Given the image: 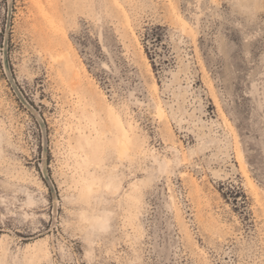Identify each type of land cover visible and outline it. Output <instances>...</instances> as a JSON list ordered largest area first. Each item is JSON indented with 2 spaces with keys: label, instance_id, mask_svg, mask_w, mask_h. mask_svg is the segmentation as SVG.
<instances>
[{
  "label": "rangeland",
  "instance_id": "obj_1",
  "mask_svg": "<svg viewBox=\"0 0 264 264\" xmlns=\"http://www.w3.org/2000/svg\"><path fill=\"white\" fill-rule=\"evenodd\" d=\"M0 264H264V0H0Z\"/></svg>",
  "mask_w": 264,
  "mask_h": 264
},
{
  "label": "water",
  "instance_id": "obj_2",
  "mask_svg": "<svg viewBox=\"0 0 264 264\" xmlns=\"http://www.w3.org/2000/svg\"><path fill=\"white\" fill-rule=\"evenodd\" d=\"M4 63H5L6 75H7L8 79H9L14 91L16 92L18 97L22 101H24L23 94L20 91V89H19V87H18V85H17V83L15 81V78L13 77V74H12V71H11V68H10V64H9V57H8L7 51H5V53H4ZM40 125H41V128H42L44 149L47 150L48 149V145H49L48 135H47V127H46V125H45L43 120L40 121ZM45 179H46L51 191L54 192L55 191V187H54V184H53L51 178L48 175H45Z\"/></svg>",
  "mask_w": 264,
  "mask_h": 264
},
{
  "label": "bare ground",
  "instance_id": "obj_3",
  "mask_svg": "<svg viewBox=\"0 0 264 264\" xmlns=\"http://www.w3.org/2000/svg\"><path fill=\"white\" fill-rule=\"evenodd\" d=\"M159 113L161 114V112H159ZM123 144H125V143H123ZM123 144H122V145H123ZM125 148H126V147H125ZM90 188L92 189V187H90Z\"/></svg>",
  "mask_w": 264,
  "mask_h": 264
}]
</instances>
